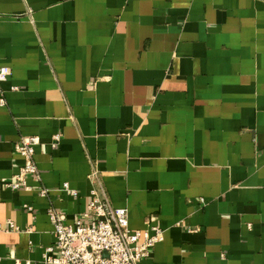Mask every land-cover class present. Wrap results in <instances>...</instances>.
<instances>
[{"label":"crops","instance_id":"obj_1","mask_svg":"<svg viewBox=\"0 0 264 264\" xmlns=\"http://www.w3.org/2000/svg\"><path fill=\"white\" fill-rule=\"evenodd\" d=\"M1 67L0 264H47L92 190L164 231L143 264H264V0H0Z\"/></svg>","mask_w":264,"mask_h":264},{"label":"built area","instance_id":"obj_2","mask_svg":"<svg viewBox=\"0 0 264 264\" xmlns=\"http://www.w3.org/2000/svg\"><path fill=\"white\" fill-rule=\"evenodd\" d=\"M10 69L0 68L1 105L5 104L2 84L10 76ZM39 144L37 138L22 139L16 146L17 153L23 157L24 164L11 183L13 189L31 191L28 178L39 183L41 180L35 163V148ZM61 191H69L68 183L63 184ZM37 192L47 198L50 191L40 186ZM31 210L32 207L24 205ZM53 227L55 243L46 249L44 260L47 264H143L151 256L155 246L164 239V231L155 224L146 231L132 230L129 227V213L125 208L114 207L108 197L101 191H91V200L80 218L72 223L66 222L63 214L54 209L47 212ZM6 232L18 231L14 223L8 221Z\"/></svg>","mask_w":264,"mask_h":264}]
</instances>
